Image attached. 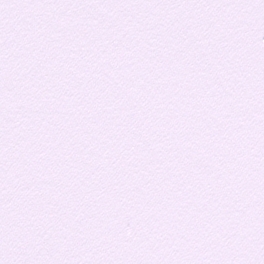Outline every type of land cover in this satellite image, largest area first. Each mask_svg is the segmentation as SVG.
Listing matches in <instances>:
<instances>
[{"label": "snow or ice", "instance_id": "snow-or-ice-1", "mask_svg": "<svg viewBox=\"0 0 264 264\" xmlns=\"http://www.w3.org/2000/svg\"><path fill=\"white\" fill-rule=\"evenodd\" d=\"M0 264H264V0H0Z\"/></svg>", "mask_w": 264, "mask_h": 264}]
</instances>
